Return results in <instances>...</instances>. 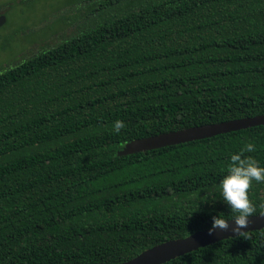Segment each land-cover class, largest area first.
Instances as JSON below:
<instances>
[{
	"label": "trees",
	"instance_id": "trees-1",
	"mask_svg": "<svg viewBox=\"0 0 264 264\" xmlns=\"http://www.w3.org/2000/svg\"><path fill=\"white\" fill-rule=\"evenodd\" d=\"M64 5V27L88 24L0 70V264H120L213 215L233 219L215 186L247 142L264 166V125L117 152L264 114V0ZM118 119L126 128L114 134ZM249 197L263 214L264 184ZM162 264H264V228Z\"/></svg>",
	"mask_w": 264,
	"mask_h": 264
},
{
	"label": "water",
	"instance_id": "water-1",
	"mask_svg": "<svg viewBox=\"0 0 264 264\" xmlns=\"http://www.w3.org/2000/svg\"><path fill=\"white\" fill-rule=\"evenodd\" d=\"M5 22V15H0V27ZM258 125H264V114L192 126L157 135L136 138L125 143L124 146L119 149L117 154L118 156H126L164 146L210 138L219 134L247 129ZM249 219V226L244 229V231L248 232L264 228V213L253 215ZM232 227L233 221L231 219L229 220V227L227 230L217 229L212 235H209L208 227L196 231L184 238L162 242L142 251L135 257L120 264H162L200 247H204L229 237L237 236L232 233Z\"/></svg>",
	"mask_w": 264,
	"mask_h": 264
},
{
	"label": "rangeland",
	"instance_id": "rangeland-1",
	"mask_svg": "<svg viewBox=\"0 0 264 264\" xmlns=\"http://www.w3.org/2000/svg\"><path fill=\"white\" fill-rule=\"evenodd\" d=\"M66 1L69 0H0V10H4L7 19L0 29V70L1 66L17 62L19 57L36 52L44 44H55L57 36L71 33L76 25L88 24L83 18L64 27L60 18L71 9L64 5ZM14 28H22V31L11 41L5 36ZM4 42L9 46L3 48Z\"/></svg>",
	"mask_w": 264,
	"mask_h": 264
},
{
	"label": "clouds",
	"instance_id": "clouds-1",
	"mask_svg": "<svg viewBox=\"0 0 264 264\" xmlns=\"http://www.w3.org/2000/svg\"><path fill=\"white\" fill-rule=\"evenodd\" d=\"M112 132L120 134L126 128V124L122 120H115L112 125ZM256 151V145L252 142H247L236 153L230 156L227 167V174L222 177L215 190L222 197V202L228 207L229 211L234 213L232 233L237 236H242L247 231L250 219L256 212V206L250 200L249 190L253 182L264 184V166H261L250 155ZM229 220H225L223 216L213 215L212 224L208 229V234L212 235L217 229L227 230Z\"/></svg>",
	"mask_w": 264,
	"mask_h": 264
},
{
	"label": "flooded vegetation",
	"instance_id": "flooded-vegetation-1",
	"mask_svg": "<svg viewBox=\"0 0 264 264\" xmlns=\"http://www.w3.org/2000/svg\"><path fill=\"white\" fill-rule=\"evenodd\" d=\"M0 15H5L4 10H0ZM5 17H6V15H5ZM6 23H7V19H6V22L0 27V29H2Z\"/></svg>",
	"mask_w": 264,
	"mask_h": 264
}]
</instances>
